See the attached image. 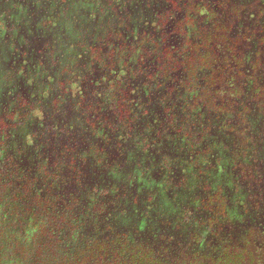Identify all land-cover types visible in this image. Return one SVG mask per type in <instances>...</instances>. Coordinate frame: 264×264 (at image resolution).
Here are the masks:
<instances>
[{
	"label": "flooded vegetation",
	"instance_id": "1",
	"mask_svg": "<svg viewBox=\"0 0 264 264\" xmlns=\"http://www.w3.org/2000/svg\"><path fill=\"white\" fill-rule=\"evenodd\" d=\"M25 1L0 0L12 264H264V0Z\"/></svg>",
	"mask_w": 264,
	"mask_h": 264
},
{
	"label": "trees",
	"instance_id": "2",
	"mask_svg": "<svg viewBox=\"0 0 264 264\" xmlns=\"http://www.w3.org/2000/svg\"><path fill=\"white\" fill-rule=\"evenodd\" d=\"M9 128L5 126L6 135ZM3 141H0V264H12V154L10 145ZM145 256V264H156L153 256ZM112 259V264L124 263L121 255Z\"/></svg>",
	"mask_w": 264,
	"mask_h": 264
},
{
	"label": "rangeland",
	"instance_id": "3",
	"mask_svg": "<svg viewBox=\"0 0 264 264\" xmlns=\"http://www.w3.org/2000/svg\"><path fill=\"white\" fill-rule=\"evenodd\" d=\"M13 7L14 8H22L24 9V12H29V13H35L34 9H33V3L28 1L26 2L25 0H13L12 2ZM13 16V15H12ZM13 19L15 20V18L13 17ZM13 22V21H12ZM17 25V24H16ZM17 27L20 30H31L34 29L33 28V21L29 20L27 23L25 24H21V25H17ZM14 33V31H12ZM33 52V51H31ZM47 74V73H46ZM55 72H53V76L56 79H60V75H54ZM26 75L24 74H15L14 76H12V111H16V109L18 108V110L20 109V112L23 114L25 111L23 110V108L18 107L19 105V99L20 96L23 92V90L20 89V82L23 81L24 79L27 80V78H25ZM48 80L50 81V77H48ZM0 103H1V98H0ZM21 118H23V116H21ZM184 150H186L185 152L187 153H194L198 150V146L195 143H187L184 146ZM19 218L16 219V222H19ZM34 232V231H33ZM15 233V234H14ZM28 233H32L30 231V228L26 225L23 226L22 223H20L18 226H12V244L15 243V240H24L26 237V234ZM13 251V248H12ZM44 253L46 254V250H44ZM13 255V254H12ZM39 264H42V262H40Z\"/></svg>",
	"mask_w": 264,
	"mask_h": 264
}]
</instances>
